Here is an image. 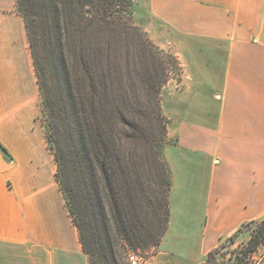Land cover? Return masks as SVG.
Listing matches in <instances>:
<instances>
[{"label": "crops", "instance_id": "crops-1", "mask_svg": "<svg viewBox=\"0 0 264 264\" xmlns=\"http://www.w3.org/2000/svg\"><path fill=\"white\" fill-rule=\"evenodd\" d=\"M142 1L135 16L150 40L177 55L185 83L189 77L191 87L212 90L194 99L193 112L185 110L184 127L173 134L193 138L199 148L193 153L209 157L202 196V182L186 174L170 195L169 232L174 228L181 238L189 217L203 218L202 254L193 263L200 264L220 233L264 216V0ZM41 115L25 20L17 0H0V264H91ZM169 253L176 252L163 246L142 264L189 260L186 254L166 259Z\"/></svg>", "mask_w": 264, "mask_h": 264}, {"label": "trees", "instance_id": "trees-1", "mask_svg": "<svg viewBox=\"0 0 264 264\" xmlns=\"http://www.w3.org/2000/svg\"><path fill=\"white\" fill-rule=\"evenodd\" d=\"M126 1L129 2L124 4L125 0H34L32 3L35 8H41L38 14L28 0H17L31 43L42 102L49 113V120L44 122L48 130L49 146L57 162L56 177L91 264H94V260L121 264L116 242L123 245L122 241H125L123 243L135 249L158 244L168 223L167 194L171 182L159 155L162 138L152 139L149 135L142 137V126L147 123L137 117L139 114H145V111L148 112L153 105L156 108L157 120L161 124L159 102L139 98V105L132 103L129 90L120 88L121 85L116 88L113 85L108 87L107 72L102 68L105 59H110L115 42L101 37V23H115L118 20L114 19L115 11H119L122 20L126 11L131 13V1ZM117 6L118 10L115 9ZM130 27L137 34L138 48L155 58L158 48L137 26ZM47 52L57 60L55 63L60 78L56 75L55 81L49 72ZM137 59L142 62L139 56ZM177 66L181 67L178 62ZM142 71L145 72L143 69ZM154 73L158 74L155 70ZM158 88L150 82L145 86L144 95L152 93L155 96ZM131 91L139 97L134 88ZM96 104L101 105V129L98 118L89 112L93 111ZM134 113H138L137 116L133 115ZM62 114L77 122L76 141L81 148L84 147L79 158L87 156L85 162L88 179L93 185L101 182V195L105 194L106 199H109L115 233L112 234L111 227L107 225L109 219L101 201L105 237L100 246L88 239V233L74 211L75 195L69 182V164L74 155H71L69 147L66 148L62 134L73 133L75 126L62 123L64 126L61 127L58 117ZM136 136L140 139L137 144L142 142V146H149L142 154L135 149L123 147V141H133ZM96 188L100 191L99 185H96ZM149 215L153 217L154 222L152 220L151 223ZM143 223L146 225L142 231ZM139 239L145 240V243L138 242ZM263 242L264 219L253 230L241 258L234 260L232 264H250L251 260L244 259L249 258ZM211 253L201 264H214L210 260Z\"/></svg>", "mask_w": 264, "mask_h": 264}, {"label": "rangeland", "instance_id": "rangeland-1", "mask_svg": "<svg viewBox=\"0 0 264 264\" xmlns=\"http://www.w3.org/2000/svg\"><path fill=\"white\" fill-rule=\"evenodd\" d=\"M130 1V8L132 12L129 13L126 11L122 16L123 20L120 19L119 11H115L113 13L114 19H118L115 21V23H101V37L105 40L115 42L114 45H112L114 49L111 50L112 53L110 54V59H105L104 63L102 64V68L107 72L108 87L113 85L114 88H116L118 85H121L120 88L129 90V93H131L130 99L132 103L139 105V98L144 101L148 99L151 102H159L161 124L157 120L156 108L153 105L151 106L150 110H148L149 113L145 111V114L143 115L139 114L137 116L138 113H134L133 115L141 119L140 121L144 120V122L147 123L146 126H142L144 129V131L141 133L142 137L149 135L152 139H159L160 137L162 138L161 144L159 146V155L168 171L171 184L167 194L169 208L168 223L160 242L142 249H135L132 246L123 243L125 241H122L123 245H118V242H116L115 245L119 249L121 264H132L130 260V255L132 254L137 256L139 260L138 264H142L149 260L153 255L157 254L159 249L163 248V246L166 251L175 250L176 252L173 256L170 253L165 254V256H167L165 257L166 259H171L174 256L178 257L186 254L189 256V260H181V262L183 264H193L197 262V260L194 259L202 254V249L199 247V242L197 241V234L200 233V230L203 227V218L198 213H195L192 215V217H189L187 219V223L190 225L186 228L185 225L187 223L184 224L183 234L181 232L182 229L179 228L181 238H179L176 229L173 228V230L169 232L168 230L172 216L170 195L174 188L177 190L179 187L178 184L175 186L174 181H181L183 175L186 174L188 175V179L192 178L193 181L195 180L196 185L198 181L202 182L200 184L202 191L199 192L202 196L204 192L203 182L207 177L209 157L202 155V153H193L199 150V148L193 147L191 140L193 138L185 136L177 137L173 134L184 127V123L182 121H184L185 110L189 113L193 112V104L191 103H194V99L210 96L212 95L210 93L212 90H199L191 87L193 84H189L191 79L189 77L186 78V80H189V82L185 83L183 77V67L181 66L177 55L171 49H162L151 41V43L156 48H158V54L154 58L151 54L144 53L138 48L136 42L137 34L130 26H137V28L144 33L146 38H150L148 37L145 30L138 24L135 16V11L138 17L140 16V13H142L143 1L138 0L137 3H135V0ZM28 2L31 3L34 7V10L40 14L41 8H35L34 4L32 3L34 0H28ZM128 2L129 1L125 0L124 4H127ZM115 9L118 10L119 7L117 6ZM111 35L113 38H110ZM104 46H106V44H104ZM137 56L142 58V62L141 60L137 59ZM47 58L50 62L49 72L52 74V78L55 81L56 75L59 77L56 69L57 65L55 63L57 60L50 54V52H47ZM134 58L136 62L134 61ZM177 62L181 67L177 66ZM142 69L145 70V72L142 71ZM148 70L151 72H148ZM154 70L155 72H158V74L154 73ZM150 82L159 87L157 95L155 94V96L152 93H149V95H144L145 86ZM132 88H134L135 93H138L139 97H136L135 94L133 95V91H131ZM180 99L184 100L188 104H178V100ZM99 100L101 102V98ZM189 108L192 110L188 111ZM92 110L93 111L90 110L89 112H92L94 117L98 118L101 129V105L96 104ZM181 110L182 113L180 112ZM41 117L44 121L49 120V113L46 111L43 102ZM58 118L60 119L61 127L64 126L63 124H71L72 126H75V131H73V133L63 132L62 134L66 148L69 147L71 155H74V158L69 164L71 176L69 182L70 187L75 195L74 211L77 218L80 219L84 225V228L88 233V239L97 246V244H101V241L105 237L104 222L102 221L101 201H103L105 205V212L108 216L107 219H109L107 225L108 227H111V233H115V225L111 217L109 199H106L105 194L101 195V182L93 185V182L88 179L85 162V158H87V156H82L79 158L84 147L81 148L76 141V139H78V135H76L78 134L76 131L77 122L71 117L70 118L72 120L65 117L63 114ZM137 138L138 137L136 136L134 139H132L133 141H123L125 142L123 143L124 149H135V151L140 154L144 153L145 150L149 148V146H142V142L137 144V141L140 140ZM185 150L187 152H185ZM200 150H202V148ZM183 154L186 155V160L185 157H183L179 161L177 158L181 157ZM150 180L152 183V172L150 175ZM96 185H99L100 191H97ZM190 195L191 194L188 193V196ZM196 202L198 206L201 204V200ZM190 203H192V205L194 204L193 201H190ZM128 205H130L129 200ZM149 218L151 219V223L152 220L154 222V219L151 215H149ZM263 219L264 216L254 220H249L244 222L236 231L220 233L217 246L212 248L211 251L206 254V257L208 258L209 254L212 252L210 260H212L214 264H232L234 260H239L253 230H255V228ZM145 223L148 224L147 221H145ZM145 223H143L142 231L146 225ZM155 224L158 225L157 221H155ZM167 232L169 235L166 239ZM138 242H142V244H144L145 240L141 241L139 239ZM206 257L203 261H201L202 263L207 260ZM244 260H251L250 264H264V242L260 244V246L251 254L249 258ZM160 261L163 262V260ZM171 261L172 260H164V263L171 264ZM94 264L108 263L105 262V260H94Z\"/></svg>", "mask_w": 264, "mask_h": 264}, {"label": "built area", "instance_id": "built-area-1", "mask_svg": "<svg viewBox=\"0 0 264 264\" xmlns=\"http://www.w3.org/2000/svg\"><path fill=\"white\" fill-rule=\"evenodd\" d=\"M130 260H131L132 264H138L139 263L137 256L134 254L130 255Z\"/></svg>", "mask_w": 264, "mask_h": 264}]
</instances>
